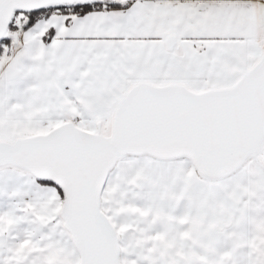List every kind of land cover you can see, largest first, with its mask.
Instances as JSON below:
<instances>
[{
	"label": "snow or ice",
	"instance_id": "obj_1",
	"mask_svg": "<svg viewBox=\"0 0 264 264\" xmlns=\"http://www.w3.org/2000/svg\"><path fill=\"white\" fill-rule=\"evenodd\" d=\"M0 264H264V0H0Z\"/></svg>",
	"mask_w": 264,
	"mask_h": 264
}]
</instances>
